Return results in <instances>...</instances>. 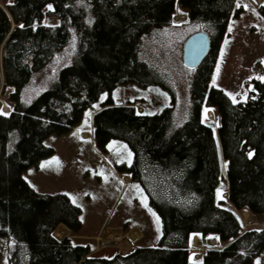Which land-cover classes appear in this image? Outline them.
Segmentation results:
<instances>
[{"label":"trees","instance_id":"obj_1","mask_svg":"<svg viewBox=\"0 0 264 264\" xmlns=\"http://www.w3.org/2000/svg\"><path fill=\"white\" fill-rule=\"evenodd\" d=\"M2 4V0H0ZM52 3V8L44 11ZM236 0H13L0 4V95L12 103L0 111V233L13 240L7 264H256L264 252V227H243L237 209L264 212V78L247 81L248 95L234 101L209 80ZM178 6L196 32L210 38V49L195 67L192 110L182 124L173 105L148 113L133 101L110 95L92 115L93 137L112 138L133 150L120 168L138 181L162 219L157 245H138L113 256L90 255L89 243L65 236L67 225L83 233L82 209L63 191H40L25 169L54 151L44 140L67 132L87 107L118 84L169 81L142 56L145 39L174 25ZM264 15V1L258 5ZM44 17L58 19L44 22ZM23 26V27H21ZM77 47L49 87L31 102L23 99L33 73L68 43ZM185 41V40H184ZM218 108L217 128L202 109ZM4 110L8 109L4 103ZM249 153H252L251 157ZM227 180L229 200L217 198ZM218 233V234H217ZM193 234L208 247L201 259L189 257ZM55 235V236H54ZM220 235V236H219ZM222 239V240H221Z\"/></svg>","mask_w":264,"mask_h":264},{"label":"rangeland","instance_id":"obj_2","mask_svg":"<svg viewBox=\"0 0 264 264\" xmlns=\"http://www.w3.org/2000/svg\"><path fill=\"white\" fill-rule=\"evenodd\" d=\"M13 0H2L5 5ZM264 0H236L227 25L226 34L219 49L208 90L212 86L224 89L234 101L248 95L247 81L252 77L264 78V15L258 5ZM48 3L44 11L51 9ZM56 18L44 17V22H57ZM174 25L160 30L145 39L142 56L157 68L169 81L174 94L159 84L141 85L136 82L118 84L111 92L101 97L84 111L82 119L67 132L49 134L44 142L53 146V153L42 157L38 163L29 165L24 176L40 191H63L82 209V232L97 234L95 237H73L75 242L89 243L99 253H127L138 245H157L163 232L162 219L150 203L141 184L133 179L125 181V172L120 168L123 161L131 162L132 148L123 140L112 138L105 145L93 137L92 115L111 95L116 102L133 101L138 111L154 113L166 105H173V120L179 125L191 115V82L196 66L183 60V44L196 32L197 25L188 22L184 8L178 6L173 17ZM77 47V36L72 30L68 43L53 59L35 71L24 88L23 99L29 103L57 78L62 66L72 61ZM4 103L7 104L4 110ZM12 103L0 95V111L8 113ZM218 108L202 109V119L216 129L219 120ZM227 180L217 187V198L229 200ZM221 203L237 210L243 227H264V212L252 213L237 209L225 201ZM247 212V213H246ZM139 225L140 229L135 225ZM112 225H121L123 230ZM110 226V227H108ZM66 233L69 230L65 225ZM133 227V228H132ZM132 228V229H131ZM81 234V233H80ZM198 235V240H194ZM220 236V235H219ZM200 234H193L189 245L190 259L198 260L208 247H220L202 242ZM197 241V242H196ZM13 240L0 233V264H7ZM91 251V252H92ZM114 255V254H113Z\"/></svg>","mask_w":264,"mask_h":264},{"label":"water","instance_id":"obj_3","mask_svg":"<svg viewBox=\"0 0 264 264\" xmlns=\"http://www.w3.org/2000/svg\"><path fill=\"white\" fill-rule=\"evenodd\" d=\"M209 49L210 38L208 34L200 31L194 32L190 34L184 41L183 60L189 66H196L204 59ZM63 238L64 237H62L61 239Z\"/></svg>","mask_w":264,"mask_h":264},{"label":"crops","instance_id":"obj_4","mask_svg":"<svg viewBox=\"0 0 264 264\" xmlns=\"http://www.w3.org/2000/svg\"><path fill=\"white\" fill-rule=\"evenodd\" d=\"M125 178H124V180L125 181H127V180H129V178H130V175L129 174H126L125 176H124ZM60 224H63V223H59L57 226H59ZM64 226H65V224H63ZM112 226H116V227H119V229H121V230H123V228H122V226L121 225H112ZM138 227L139 229H140V234L138 235V237L143 233L142 232V229H141V227L139 226V225H135V226H133V227ZM108 227H110V226H108ZM132 227V228H133ZM131 228V229H132ZM98 234V233H97ZM97 234H95V235H93V234H90V233H87V232H83V233H74L73 231H71V229L69 228V230H67V233L63 236V237H65V236H72V237H97L98 235ZM201 235V234H200ZM55 236V235H54ZM56 238H58V239H61V238H59V237H57V236H55ZM200 238V237H199ZM94 252H100V251H102V249H100V250H97L96 251V249H94L93 250ZM93 251L90 253V255H94V254H92L93 253ZM113 254H115L114 252L113 253H109V254H107V253H99V255L100 256H108V257H110V256H113ZM255 263L256 264H264V252L263 253H261V254H259L257 257H256V259H255Z\"/></svg>","mask_w":264,"mask_h":264},{"label":"bare ground","instance_id":"obj_5","mask_svg":"<svg viewBox=\"0 0 264 264\" xmlns=\"http://www.w3.org/2000/svg\"><path fill=\"white\" fill-rule=\"evenodd\" d=\"M247 213V212H246ZM195 239L194 240H198L199 238H198V235H195V237H194ZM201 240V239H200ZM202 241V240H201ZM197 242V241H196Z\"/></svg>","mask_w":264,"mask_h":264},{"label":"snow or ice","instance_id":"obj_6","mask_svg":"<svg viewBox=\"0 0 264 264\" xmlns=\"http://www.w3.org/2000/svg\"><path fill=\"white\" fill-rule=\"evenodd\" d=\"M21 27H23V26H21ZM251 155H252V153H249V156L251 157Z\"/></svg>","mask_w":264,"mask_h":264}]
</instances>
